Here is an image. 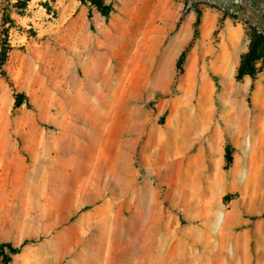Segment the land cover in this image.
Segmentation results:
<instances>
[{
  "label": "rangeland",
  "instance_id": "374dc122",
  "mask_svg": "<svg viewBox=\"0 0 264 264\" xmlns=\"http://www.w3.org/2000/svg\"><path fill=\"white\" fill-rule=\"evenodd\" d=\"M103 1L0 0V243L30 241L11 264H264V144L237 135L264 132V0Z\"/></svg>",
  "mask_w": 264,
  "mask_h": 264
},
{
  "label": "trees",
  "instance_id": "16d2710c",
  "mask_svg": "<svg viewBox=\"0 0 264 264\" xmlns=\"http://www.w3.org/2000/svg\"><path fill=\"white\" fill-rule=\"evenodd\" d=\"M82 3L86 4V3H90L91 6L97 8L102 15L106 18V20H108L110 18V15L115 12V9L112 5H105L103 0H81ZM92 15L91 13L89 14V18H91ZM233 17H236L235 15H233ZM10 22L9 17H5L3 19V35L5 36V41L3 43V45L1 46V51H0V69L2 70V74L4 76H6V73L3 69L7 59H8V53L10 50V45L8 43V33L9 30L7 28H5V25L7 23ZM199 24V20L197 21V25ZM261 37H263L264 35H260ZM256 43L255 41L253 42L249 52L247 54H245L243 56L242 59V67L246 68L248 70V74L252 79L256 78L257 75V69L255 66V61L259 58V55L257 53V51L255 50L256 48ZM184 58H185V52L182 53L178 63H177V68L179 70V72L182 71V64L184 62ZM227 162L228 164H230L232 162V156L230 153L227 154ZM30 241L26 240L23 242V244L20 247H14L12 244L10 243H0V257L3 260V264H11L13 261V256L17 255L21 252L22 248L27 245Z\"/></svg>",
  "mask_w": 264,
  "mask_h": 264
},
{
  "label": "bare ground",
  "instance_id": "6f19581e",
  "mask_svg": "<svg viewBox=\"0 0 264 264\" xmlns=\"http://www.w3.org/2000/svg\"><path fill=\"white\" fill-rule=\"evenodd\" d=\"M256 102L261 106V107H264V88H262V86L260 85L259 86V89H258V92H257V95H256ZM236 114H234L235 116V119H236ZM238 119V117H237ZM237 135H238V139H243L244 143L246 145H250L251 148H255L257 150H259L263 144H264V132H261L259 136L255 137V136H247L246 135V132H245V129L243 127H238V130H237ZM63 136L61 134L57 135L56 137V146L57 147H61L62 145V141H63ZM44 159L47 160L48 162L50 161L51 162V154L48 153L47 149H45L44 151ZM114 226L118 227V225L121 227L123 226V223H120L118 224L117 221L114 222ZM132 226L133 225H130V230L132 229ZM134 229V228H133ZM152 234V233H151ZM150 234V235H151ZM154 235H152V242H153V236L155 237L154 238V241L156 243L160 245L162 244H168L169 242L165 241L163 237H159L153 233ZM171 244V246L173 245V243H169ZM233 245L236 246L237 243H236V239L234 238L233 240ZM234 250H236V248H234ZM236 260V253L233 252V254H230L229 251H220L219 253H215V256L213 257V259L211 260V264H221V263H224V264H233Z\"/></svg>",
  "mask_w": 264,
  "mask_h": 264
},
{
  "label": "water",
  "instance_id": "95a60500",
  "mask_svg": "<svg viewBox=\"0 0 264 264\" xmlns=\"http://www.w3.org/2000/svg\"><path fill=\"white\" fill-rule=\"evenodd\" d=\"M209 1H212V0H209ZM249 1H251V0H249ZM237 3H238V1H232L227 6L228 9H229V11L231 13H233L234 15H237V16H239V17H241V18H243V19H245L247 21H250V22L255 23L256 21H255L254 18H250L246 13H240L236 9H234L233 4H237ZM251 8L254 9V7H251ZM253 11L256 14V16H258V21H259V24L258 25L261 26L264 29V18L259 17L260 11H256V10H253Z\"/></svg>",
  "mask_w": 264,
  "mask_h": 264
},
{
  "label": "crops",
  "instance_id": "0c3cea01",
  "mask_svg": "<svg viewBox=\"0 0 264 264\" xmlns=\"http://www.w3.org/2000/svg\"><path fill=\"white\" fill-rule=\"evenodd\" d=\"M136 1L137 0H130L129 2L132 4V5H135L136 4ZM143 2L145 3L146 6L148 5H151L152 6H166L168 7L169 6V2L168 1H165V0H155V1H152V0H143ZM128 3V2H127ZM135 3V4H134ZM184 34V33H183ZM180 39V33L176 34L173 38L174 41H178Z\"/></svg>",
  "mask_w": 264,
  "mask_h": 264
}]
</instances>
